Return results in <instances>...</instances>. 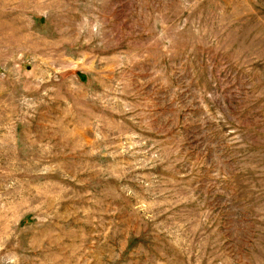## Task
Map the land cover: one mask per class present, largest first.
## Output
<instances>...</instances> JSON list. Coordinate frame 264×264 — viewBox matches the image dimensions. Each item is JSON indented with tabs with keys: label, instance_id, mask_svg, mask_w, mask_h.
<instances>
[{
	"label": "rangeland",
	"instance_id": "rangeland-1",
	"mask_svg": "<svg viewBox=\"0 0 264 264\" xmlns=\"http://www.w3.org/2000/svg\"><path fill=\"white\" fill-rule=\"evenodd\" d=\"M0 264H264V0H0Z\"/></svg>",
	"mask_w": 264,
	"mask_h": 264
}]
</instances>
